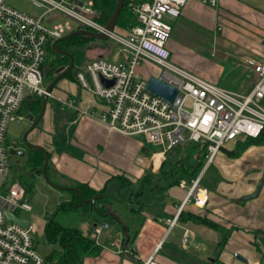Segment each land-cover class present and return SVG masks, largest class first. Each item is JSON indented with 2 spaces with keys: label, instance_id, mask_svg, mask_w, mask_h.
<instances>
[{
  "label": "crops",
  "instance_id": "crops-1",
  "mask_svg": "<svg viewBox=\"0 0 264 264\" xmlns=\"http://www.w3.org/2000/svg\"><path fill=\"white\" fill-rule=\"evenodd\" d=\"M164 20L171 25L166 47L175 66L226 90L245 94L252 89L253 63H264V0H218L215 6L186 0L178 17L165 16ZM139 71L145 76L156 72L149 62H144ZM55 95L59 100L51 99L59 101L61 107L53 110L48 98L42 118L30 131L27 128L25 137L29 144L47 152L50 182L74 188L83 184L101 195L95 208L105 214L107 225L92 221L91 207L85 214L80 208L83 216L89 215L90 228L86 234L76 230L93 237L100 247L97 254L84 255L80 264H142L151 255L159 264L261 261L263 141L247 143L248 138L238 137L224 144L213 162L201 168L200 185L207 192L206 204H186L177 224L168 230L162 219L176 213L193 177L181 178L177 172L168 175L167 170L179 161L195 166L202 154L201 145L190 144L188 151L180 148L178 154L167 151L161 157L158 152L150 153L136 136L112 131L98 120L97 116L107 111L98 97L80 87L64 96ZM65 99L75 108L65 106L61 102ZM261 102L264 104V98ZM176 177L186 183L185 187L175 183ZM258 182L257 195L251 198ZM67 192L68 196L54 203L57 213L53 211L50 219L59 212H74L57 208L62 202L73 201L72 193ZM25 216L34 226V235L44 240L48 216ZM47 244L43 258L52 250H60L56 243Z\"/></svg>",
  "mask_w": 264,
  "mask_h": 264
},
{
  "label": "built area",
  "instance_id": "built-area-1",
  "mask_svg": "<svg viewBox=\"0 0 264 264\" xmlns=\"http://www.w3.org/2000/svg\"><path fill=\"white\" fill-rule=\"evenodd\" d=\"M26 1L40 8L41 14L19 11L0 0V264H43L32 243L34 226L28 222L22 227L6 216L11 213L28 220L25 215L31 211L24 186L18 180L6 181V128L9 122L20 123L27 117L19 112L27 96L41 97L45 93L42 65L48 44L70 32L72 23L94 33H107L119 49L120 59L98 57L84 70L74 71L79 87L106 104L107 111L97 118L110 130L127 136L143 135L147 143L161 146V157L184 143H204V168L227 142L264 132V108L259 104L264 98V63H253L252 89L241 94L218 87L170 61L166 42L171 25L164 17H178L186 0L128 2L136 23L124 30L115 26L110 32L99 21L96 0ZM201 1L215 6L218 0ZM144 62L151 63L156 72L143 75L139 67ZM150 76L174 87L175 97L167 101L147 91ZM48 97H54L51 91ZM61 102L75 108L71 100ZM200 173L188 181L176 213L162 219L168 230L177 224L186 204H206ZM178 184L186 185L184 181ZM186 237L187 231L183 242ZM142 264L159 263L151 255ZM258 264H264V257Z\"/></svg>",
  "mask_w": 264,
  "mask_h": 264
},
{
  "label": "rangeland",
  "instance_id": "rangeland-1",
  "mask_svg": "<svg viewBox=\"0 0 264 264\" xmlns=\"http://www.w3.org/2000/svg\"><path fill=\"white\" fill-rule=\"evenodd\" d=\"M5 3L19 11L34 16H38L42 12L40 8L33 6L26 0H5ZM45 25L50 26L51 24L46 23ZM71 26L73 27L71 31L75 30L74 28L76 25L72 23ZM117 28L119 30H124L120 27ZM52 42L48 44L46 58L42 65L44 87L56 75L55 71L58 69L57 65H67V58L57 54V52L52 49ZM58 46L61 48H65L66 46L65 51L71 56V59L73 61V68L71 69V72L69 74L62 77L53 86L51 93L54 96L52 98L55 99L59 98L55 95V93L59 96H64V93H67V91H75L76 87H79V85L74 80V69L84 70L85 65L97 56H103L105 59L110 61L120 59L118 47L114 45L109 39L107 41H103L81 37L78 40H71L66 44L63 41L62 45L58 44ZM48 98L47 101L49 104H51L53 110L61 107V103L59 101L51 99L50 97ZM259 104L264 108V104L261 102V100L259 101ZM30 124L31 122L27 118H25L20 123L9 122L7 125L5 145L7 148L8 175L6 181L8 182L18 180L24 186L25 190V186L29 188L28 191L26 190L28 203L31 206V211L29 212V214L33 215L35 218L42 219V217L44 216L51 217L53 211H55L54 213L56 214L57 212L54 209V203H58L63 196L66 197L69 194L67 191H60L48 185L41 175H35L34 177H31L29 179V177L23 175V173L21 174L20 167L24 165L26 160L29 158L28 154L30 150L27 147L23 146V149L25 150V154L23 156H15L8 153L9 147L16 148L15 145L20 146L19 141L21 140V137L24 135ZM136 138L148 147L150 153L159 152L162 149L159 144L147 143L143 135H138L136 136ZM190 144L192 143L181 144L174 147L173 150H175L176 154L180 152V148H183L184 151H188L191 149ZM169 156L170 158H173L172 154H170ZM192 162L194 161L191 159V163ZM148 173L152 178L151 172ZM31 182L33 183L32 186L30 184ZM89 219V215H86V217L82 215L81 209L71 213L59 212L55 217V220L63 226L78 229L82 234L88 233V229L90 228ZM32 243L36 252L39 255H43L45 245H48L44 242L43 237H38L37 234L33 235Z\"/></svg>",
  "mask_w": 264,
  "mask_h": 264
},
{
  "label": "trees",
  "instance_id": "trees-1",
  "mask_svg": "<svg viewBox=\"0 0 264 264\" xmlns=\"http://www.w3.org/2000/svg\"><path fill=\"white\" fill-rule=\"evenodd\" d=\"M117 0H96L95 1V8L98 11L99 14V21L103 24H105L107 18L113 11L115 4ZM143 0H124V4L121 8V11L118 15L117 21H116V27H120L122 29H126L129 26H132L136 23L135 18L133 14L131 13L130 9L127 6L128 2H141ZM81 29L77 26L74 28ZM81 38V36H75L70 39L65 40V44L69 43L71 40H78ZM89 39V38H88ZM62 45V43L60 44ZM61 48V47H60ZM66 48V46H65ZM64 47H62L63 50H65ZM58 54V53H57ZM60 55V54H59ZM66 57V56H63ZM103 57V56H97ZM67 65L69 63V58L66 57ZM94 58V59H95ZM104 58V57H103ZM65 59V58H64ZM65 65V66H67ZM62 64L57 65V68L61 67ZM64 66V65H63ZM73 70V76L74 71ZM40 104H41V97L37 96H27L23 103L21 104V107L19 109L20 113L23 114H31L34 117L38 114L40 110ZM29 112V113H28ZM264 142V133H260L257 137L254 138H248L246 141L249 142ZM196 145H201L202 147V154L198 157V163L193 167H188L185 162L179 161L176 162L174 165H170V168L167 170V174L171 175V173L177 172L183 178L186 177H195L203 167L205 154H206V144L204 143H197ZM223 147V146H222ZM221 147V148H222ZM220 148V149H221ZM174 149V148H173ZM173 149H171L169 152H173ZM29 158L26 160L24 165L20 167L21 174L26 175L29 177L40 176V168L42 167L44 155L39 150H30L29 151ZM178 163V164H177ZM47 170V166H46ZM47 175V173H46ZM48 177V176H47ZM118 180L123 181L124 180L121 177H117ZM175 183L180 182V178L176 177L174 179ZM189 183V182H188ZM32 186V182L30 183ZM77 189L79 190L80 194L84 199H87L89 197L97 195L95 191L90 190L89 188L85 187L83 184H76ZM26 187V190L28 191L29 188ZM73 195V201L70 203L62 202L58 205V209L64 212L68 211H77L80 210L81 206V199L79 195L74 192L70 191ZM139 193H135L134 196H137ZM99 200V199H98ZM97 200V201H98ZM92 208L90 204H86L84 207V214L88 211L89 208ZM99 214H104L100 210L96 209ZM93 214V213H92ZM94 212V218L92 219L93 222L96 224L102 223V224H108V219L106 217H103L104 215H99ZM181 216L179 214L178 218ZM44 241L46 243H56L58 247L60 248L59 251L57 249L52 250L50 253H48L43 258V264H80L81 259L84 255H94L97 254L100 250V247L98 244L95 243V240L93 237L83 236L80 234V232L74 228L65 227L62 224H60L55 219H50V216L47 217V220L45 222L44 226Z\"/></svg>",
  "mask_w": 264,
  "mask_h": 264
},
{
  "label": "water",
  "instance_id": "water-1",
  "mask_svg": "<svg viewBox=\"0 0 264 264\" xmlns=\"http://www.w3.org/2000/svg\"><path fill=\"white\" fill-rule=\"evenodd\" d=\"M124 4V0H117L115 7L113 9V11L111 12V14L109 15V17L107 18L105 24H104V28L105 31L110 32L112 31L115 26H116V21L118 18V15L120 13V10L122 8ZM75 36H81L83 38H89V39H97V40H103V41H107L108 40V36L107 33H94L85 29H76L73 30L71 32H68L67 34L63 35L61 38L56 39L52 42V49L57 52L60 53L61 55L67 56L69 58V63L67 66H61L59 67L56 71H55V76L52 78V80L45 86V93L41 96V104H40V110L38 112V114L34 117L33 115H31L30 113L27 114V119L31 122L28 130L30 131L32 128H34V126L39 122V120L42 118L43 113H44V109H45V104H46V100H47V94L52 90L53 86L65 75L69 74L71 72V69L73 68V61L71 59V56L64 50L60 49L57 46L58 42L61 41H65L67 39H70L72 37ZM111 84V82L108 83V85ZM146 90L149 91L150 93L157 95L167 101H171L175 95H176V89L172 86L167 85L166 83H164L163 81H160L158 79H156L153 76H150L147 80L146 83ZM26 133H24V135L21 137V142L24 143V145L29 149V150H39L43 153L44 155V160H43V164L42 167L40 168L39 172L42 176V178L46 181V183L48 185H50L51 187L58 189V190H65V191H74L76 192L80 199H81V203L80 206L84 207L86 204H90L92 206V210L99 214L95 208V202L98 198L101 197V195H95L92 196L90 198L84 199L82 197V195L80 194L79 190L77 188L74 187H64V186H58L53 184L52 182H50V180L48 179L47 175H46V166L48 163V154L47 152L44 150V148H42L41 146L38 145H31L27 142L26 140ZM264 133V132H263ZM8 153L11 155H15V156H23L25 154L24 150L22 148H14V147H9L8 148ZM261 182H258L256 189L254 191V193L252 195H250V197H255L257 195V192L260 188ZM99 215H105V214H99ZM6 216L8 218H10L12 221H14L15 223H17L18 225L22 226V227H27L28 226V220L26 219H21V218H16L14 215H12L11 213H7Z\"/></svg>",
  "mask_w": 264,
  "mask_h": 264
},
{
  "label": "flooded vegetation",
  "instance_id": "flooded-vegetation-1",
  "mask_svg": "<svg viewBox=\"0 0 264 264\" xmlns=\"http://www.w3.org/2000/svg\"><path fill=\"white\" fill-rule=\"evenodd\" d=\"M62 42H63V41L58 42V43H57V46H58V44H61ZM58 47H59V46H58ZM59 48H60V47H59ZM60 49H62V48H60ZM62 50H63V49H62ZM64 51H65V50H64ZM58 54H60V53H58ZM60 55H61V54H60ZM62 56H64V55H62ZM66 57H67V56H66ZM19 145H20V146H15V147H16V148H19V147H20V148L23 149V146H25L24 143L21 142V140L19 141ZM25 147H26V146H25ZM23 150H24V149H23ZM24 152H25V150H24Z\"/></svg>",
  "mask_w": 264,
  "mask_h": 264
}]
</instances>
